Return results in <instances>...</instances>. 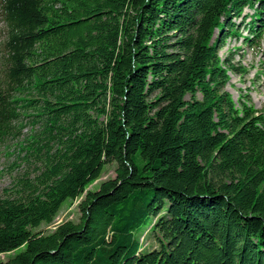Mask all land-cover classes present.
<instances>
[{
  "label": "trees",
  "instance_id": "1",
  "mask_svg": "<svg viewBox=\"0 0 264 264\" xmlns=\"http://www.w3.org/2000/svg\"><path fill=\"white\" fill-rule=\"evenodd\" d=\"M245 8L250 45L264 0H0V137L40 126L35 176L0 198V254L22 249L0 264H264V112L235 107L219 58ZM83 194L77 223L32 232Z\"/></svg>",
  "mask_w": 264,
  "mask_h": 264
},
{
  "label": "rangeland",
  "instance_id": "2",
  "mask_svg": "<svg viewBox=\"0 0 264 264\" xmlns=\"http://www.w3.org/2000/svg\"><path fill=\"white\" fill-rule=\"evenodd\" d=\"M251 14L252 10L245 8L243 15H246V18H237L232 21L238 25L241 34L238 37L232 36L227 39L224 48L219 52V58L223 67L230 65L236 69L229 73V80L224 88V92L230 95L235 107L240 109L241 103H245L258 112H264V34L259 40H252L250 45L244 43V37L248 36L245 24L249 21L248 17ZM5 40L6 26L0 19V73L4 62L3 43ZM186 99H189V96H186ZM31 114L28 113L26 116ZM39 131L40 126L33 118H20L8 135L0 137V198L14 194L18 182L23 177L33 178L35 176L37 165L33 159L29 158V161L25 159V154L22 153L20 147L30 136ZM115 169V163L105 165L99 178L87 187L86 192L96 191L102 182L113 179ZM84 196L85 194L75 200H66L50 224L42 223L32 232H43L47 235L63 222L77 223L81 215L78 205ZM150 228L151 224L142 228L136 235L143 252L158 248L159 235L152 233ZM20 251L22 249L0 254V261L5 262Z\"/></svg>",
  "mask_w": 264,
  "mask_h": 264
}]
</instances>
